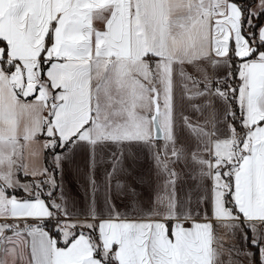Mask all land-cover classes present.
I'll list each match as a JSON object with an SVG mask.
<instances>
[{
  "label": "snow or ice",
  "instance_id": "snow-or-ice-1",
  "mask_svg": "<svg viewBox=\"0 0 264 264\" xmlns=\"http://www.w3.org/2000/svg\"><path fill=\"white\" fill-rule=\"evenodd\" d=\"M0 264H264V0H0Z\"/></svg>",
  "mask_w": 264,
  "mask_h": 264
}]
</instances>
